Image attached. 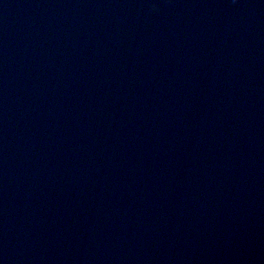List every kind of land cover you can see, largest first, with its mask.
Returning a JSON list of instances; mask_svg holds the SVG:
<instances>
[{
    "label": "water",
    "instance_id": "95a60500",
    "mask_svg": "<svg viewBox=\"0 0 264 264\" xmlns=\"http://www.w3.org/2000/svg\"><path fill=\"white\" fill-rule=\"evenodd\" d=\"M0 264H264V0H0Z\"/></svg>",
    "mask_w": 264,
    "mask_h": 264
}]
</instances>
